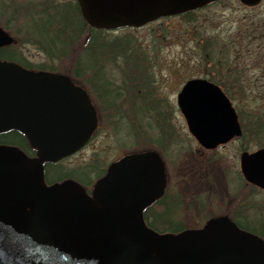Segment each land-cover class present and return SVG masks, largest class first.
<instances>
[{
    "label": "water",
    "instance_id": "obj_1",
    "mask_svg": "<svg viewBox=\"0 0 264 264\" xmlns=\"http://www.w3.org/2000/svg\"><path fill=\"white\" fill-rule=\"evenodd\" d=\"M217 0H76L84 21L101 30L141 27L195 11ZM262 0H239L247 7ZM13 38L0 27V47ZM189 132L205 148L240 134L237 115L221 89L188 80L177 97ZM98 125L92 101L66 76L0 60V133L25 136L35 156L0 144V264H264V241L225 216L200 228L158 233L145 208L166 186L153 150L112 162L91 195L73 180L47 185L44 164L66 158ZM247 181L261 184L264 149L240 156Z\"/></svg>",
    "mask_w": 264,
    "mask_h": 264
},
{
    "label": "rangeland",
    "instance_id": "obj_2",
    "mask_svg": "<svg viewBox=\"0 0 264 264\" xmlns=\"http://www.w3.org/2000/svg\"><path fill=\"white\" fill-rule=\"evenodd\" d=\"M19 22L16 20L14 24ZM110 32L111 37H129L141 49L140 54L146 56L154 94L160 101L158 111L165 117V122L156 118L155 111H150L153 118L144 115L137 123L135 115L130 117L123 110L124 105L121 107V103L116 102L121 109L117 116L114 118L105 109L97 111L100 124L97 133L79 153L61 164L62 169L74 170L97 164L105 170L124 153L134 149H154L164 160L165 194L167 201L174 199L177 202L178 220L188 228H196L210 217L225 214L228 180L234 179L238 168V145L223 146L211 153H198L177 106L176 96L186 80L212 78L222 85L232 102L243 131L257 129L256 122L264 121V0L255 7L243 6L238 0H219L196 11L191 17H166L140 28ZM10 33L13 43L19 45L23 60L32 68L49 69L52 65L53 70L70 77L78 49L67 58L53 60L35 45L16 39L11 29ZM102 70L96 75L97 86L110 92V77L118 79L121 73ZM130 72L127 69L126 76ZM123 81L119 79L115 84L122 85ZM83 87L89 91L87 86ZM95 96L93 92V102L103 105ZM135 106L136 117H142L145 107L141 101ZM114 119L116 124L119 123L118 127L121 125L120 130H115ZM148 123L152 129L147 128ZM161 137L167 140L160 142ZM158 142L165 144L162 152L156 149ZM95 180V176H88L85 186L90 187ZM202 194H207L211 204L199 212L195 199Z\"/></svg>",
    "mask_w": 264,
    "mask_h": 264
},
{
    "label": "trees",
    "instance_id": "obj_3",
    "mask_svg": "<svg viewBox=\"0 0 264 264\" xmlns=\"http://www.w3.org/2000/svg\"><path fill=\"white\" fill-rule=\"evenodd\" d=\"M194 13L188 12L182 16L191 17ZM16 20L20 21V24L15 25ZM10 23L13 25H9ZM0 26L8 33L11 29L13 35L16 34V39L20 38L19 41L35 45L38 50L53 60L67 58L78 49L79 53L74 58L70 77L75 83L87 86L89 92L91 94L94 92L96 99L97 97L100 99L103 105L94 103L98 111L105 109L115 118L120 109L116 102H120L121 107L124 105L123 110L125 109L126 114L128 113L130 117L135 115L137 123L140 118H144V115H150L149 117L153 118L150 111H155L156 118L165 122V117L158 111L157 105L160 101L155 97V88L151 74L149 76L147 59L146 56L140 54L141 49L129 37H111L110 31L88 26L83 20L75 0H0ZM18 46L12 42L9 46L0 47V59L31 67L23 60ZM208 56L212 57L211 54ZM49 69L55 71L52 65ZM108 69L113 74L120 72L121 76L118 79L111 76L112 80L109 84L112 89L110 92H105L97 86L96 75H99L101 70H107L109 73ZM127 69L131 70L128 76H126ZM124 77H127L125 81H123ZM119 79L123 82L118 86L115 83ZM131 88L132 94H130ZM139 101L145 107V112L142 117L137 118V110L134 108L137 109L135 103H139ZM116 121L114 119L113 123L116 124ZM159 121L156 123L160 127ZM118 125L119 123L115 125L116 131L120 130L121 125L119 127ZM130 126L132 130V124ZM150 127L151 124L148 123L147 128L152 129ZM143 131L145 132V130ZM159 140L165 142L167 138L161 137ZM0 143L17 146L27 154L34 153L29 148L24 136L16 131L0 134ZM163 145L165 144L158 142L156 149L162 152ZM167 146L168 144L165 148ZM47 169L51 181L57 182L71 178L84 186L86 185L84 182L88 181V176H95L97 179L105 173V170L97 164L80 169L64 170L61 163H56L49 164ZM176 203L174 199L167 201V196L164 194L144 211L146 224L159 233L184 231L187 226L177 218L178 204Z\"/></svg>",
    "mask_w": 264,
    "mask_h": 264
},
{
    "label": "flooded vegetation",
    "instance_id": "obj_4",
    "mask_svg": "<svg viewBox=\"0 0 264 264\" xmlns=\"http://www.w3.org/2000/svg\"><path fill=\"white\" fill-rule=\"evenodd\" d=\"M203 78L207 79L214 85L218 86L222 91H224L222 85L219 82L209 77ZM185 82L180 87L178 93L180 92ZM256 123V130L246 132L243 131L242 126L239 122L241 127L240 134L238 136L232 137L226 143L220 144L212 149L203 147L196 139H193L196 143L198 153L200 154H202V152L211 153L216 151L218 148L227 145H238V150H236V154H238V168L233 175L234 179L231 177L228 180L225 203L226 212L225 214H221L219 216L227 217L228 219L233 221L240 229L252 233L264 241V178L262 179L260 185L251 183L247 181L240 169V156L242 153H252L257 150L264 149V121H258ZM67 160L68 159H64L59 163L62 164ZM48 165L49 164H45L44 166L45 181L46 183L51 184L54 183V181H51L49 179L47 171ZM90 187L85 186L88 193H90ZM195 200L197 204V210L199 212L204 211L205 208L208 207L209 204H211V200L207 197V194L198 195Z\"/></svg>",
    "mask_w": 264,
    "mask_h": 264
}]
</instances>
